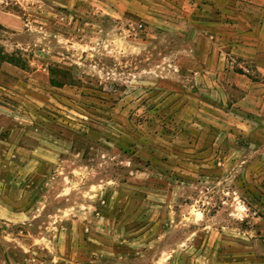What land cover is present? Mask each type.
I'll return each instance as SVG.
<instances>
[{
	"label": "rangeland",
	"instance_id": "rangeland-1",
	"mask_svg": "<svg viewBox=\"0 0 264 264\" xmlns=\"http://www.w3.org/2000/svg\"><path fill=\"white\" fill-rule=\"evenodd\" d=\"M0 264H264V0H0Z\"/></svg>",
	"mask_w": 264,
	"mask_h": 264
},
{
	"label": "crops",
	"instance_id": "crops-1",
	"mask_svg": "<svg viewBox=\"0 0 264 264\" xmlns=\"http://www.w3.org/2000/svg\"><path fill=\"white\" fill-rule=\"evenodd\" d=\"M224 0H209L210 4L212 5H219L221 2H223ZM124 241H128L127 239L125 240H119V243H114V256H123L122 255V246H123V242ZM132 244L130 241H128L129 245Z\"/></svg>",
	"mask_w": 264,
	"mask_h": 264
}]
</instances>
